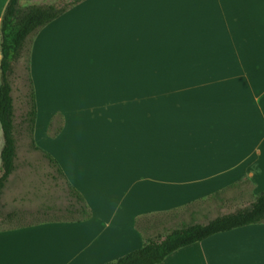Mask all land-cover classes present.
<instances>
[{
	"label": "crops",
	"instance_id": "obj_1",
	"mask_svg": "<svg viewBox=\"0 0 264 264\" xmlns=\"http://www.w3.org/2000/svg\"><path fill=\"white\" fill-rule=\"evenodd\" d=\"M29 71L34 143L92 216L0 231V264L111 263L142 246L141 217L264 192V0H86L36 34ZM161 264H264V224Z\"/></svg>",
	"mask_w": 264,
	"mask_h": 264
},
{
	"label": "trees",
	"instance_id": "obj_2",
	"mask_svg": "<svg viewBox=\"0 0 264 264\" xmlns=\"http://www.w3.org/2000/svg\"><path fill=\"white\" fill-rule=\"evenodd\" d=\"M20 0H9L4 10L0 26V129L3 144L0 151V217H3L2 196L10 177L16 169L17 142L11 78L19 61L26 65V111L20 127L28 140V150L38 153L59 179L65 190L68 204L62 210L53 212V222L80 223L91 218L90 209L82 195L67 181L57 161L35 145L33 140L36 122V103L29 71L30 46L36 34L48 24L62 16L71 8L86 0H70L60 7L53 5H33L21 7ZM25 56L26 57L25 59ZM55 120L48 126V133ZM61 128H59V131ZM52 136V135H50ZM53 137V136H52ZM12 214L5 215L10 219ZM63 216V217H62ZM64 216L71 217L66 219ZM264 224V192L258 194L246 207L233 213L214 218L206 224H191L172 230L163 240L145 238L142 246L107 264H161L172 253L201 243L213 236L231 232L252 225Z\"/></svg>",
	"mask_w": 264,
	"mask_h": 264
},
{
	"label": "rangeland",
	"instance_id": "obj_3",
	"mask_svg": "<svg viewBox=\"0 0 264 264\" xmlns=\"http://www.w3.org/2000/svg\"><path fill=\"white\" fill-rule=\"evenodd\" d=\"M69 1L53 0V4L60 7L69 3ZM26 57L28 56H25V59ZM25 65L24 60L19 61L11 78L16 124L17 161L16 169L9 179L1 200L3 217H0V231L16 228L29 230L38 225L50 223L54 220L53 212L62 210L68 204V198L66 197L62 182L59 179H55L54 172L38 153L28 150V140L25 132L20 127L21 118L26 111ZM180 75V80L188 79V74ZM54 120L50 135L55 137V135L59 134L62 119L60 120L57 117ZM39 138L40 134L37 136V139L38 143H41L42 136L40 140ZM242 188H244L243 191ZM242 188L234 187L228 190L221 196V199L208 198L191 202L175 209L166 210L164 213H154L141 217L138 220V227L144 231L145 238L161 241L172 230L191 224L204 225L214 218L227 215L235 209L248 206L252 199L249 197V194H242L247 191L248 187L246 188L244 185ZM240 189L241 192H239ZM8 214H12V216L7 220L4 216ZM64 217L66 219L71 218L69 216Z\"/></svg>",
	"mask_w": 264,
	"mask_h": 264
},
{
	"label": "bare ground",
	"instance_id": "obj_4",
	"mask_svg": "<svg viewBox=\"0 0 264 264\" xmlns=\"http://www.w3.org/2000/svg\"><path fill=\"white\" fill-rule=\"evenodd\" d=\"M136 14V13H135ZM139 16H140V14H139ZM114 19V18H113ZM121 19V18H120ZM121 24V23H120ZM131 25V24H130ZM117 26V25H116ZM125 27H126V25H125ZM125 29V28H124ZM140 29V28H139ZM115 37V36H114ZM98 39H99V37H98ZM98 41V40H97ZM109 44V43H108ZM91 49H93V48H91ZM164 49V48H163ZM162 49V50H163ZM166 49V48H165ZM159 50V49H158ZM98 52V51H97ZM159 52V51H158ZM91 54H92V52H91ZM97 55V54H96ZM91 59V58H90ZM162 61V60H161ZM39 65V64H38ZM107 68V67H106ZM160 71V70H159ZM161 73V72H160ZM148 79V78H147ZM154 79V78H153ZM149 80V79H148ZM160 80V79H159ZM85 85H86V83H85ZM130 85V84H129ZM127 87V86H126ZM130 88V87H129ZM112 91V90H111ZM131 91V90H130ZM117 92H118V90H117ZM120 94V93H119ZM118 95V94H117ZM135 108V107H134ZM140 108V107H139ZM117 110V109H116ZM119 110V109H118ZM117 110V111H118ZM138 111V110H137ZM102 119V118H101ZM93 123V122H92ZM146 125V124H145ZM148 131V130H147ZM133 132H134V130H133ZM152 132V131H151ZM149 137H151V136H149ZM150 147V146H149ZM151 147H152V145H151ZM137 148V147H136ZM135 149V148H134ZM151 149V148H150ZM157 149V148H156ZM137 152V151H136ZM143 154V153H142ZM147 154H148V152H147ZM145 156H146V154H144ZM152 156V155H151ZM154 157V156H153ZM130 158H133V157H130ZM152 159V158H151ZM147 161V160H146ZM151 162V161H150ZM150 166V165H149ZM134 167V166H133ZM115 170V169H114ZM132 170V169H131ZM125 172V171H124ZM130 175V174H129ZM134 195V194H133ZM143 196V195H142ZM144 200V199H143Z\"/></svg>",
	"mask_w": 264,
	"mask_h": 264
}]
</instances>
